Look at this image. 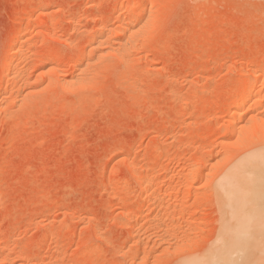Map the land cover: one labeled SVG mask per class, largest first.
<instances>
[{
    "label": "rangeland",
    "instance_id": "obj_1",
    "mask_svg": "<svg viewBox=\"0 0 264 264\" xmlns=\"http://www.w3.org/2000/svg\"><path fill=\"white\" fill-rule=\"evenodd\" d=\"M262 75L264 0H0V264H264L218 190Z\"/></svg>",
    "mask_w": 264,
    "mask_h": 264
},
{
    "label": "bare ground",
    "instance_id": "obj_2",
    "mask_svg": "<svg viewBox=\"0 0 264 264\" xmlns=\"http://www.w3.org/2000/svg\"><path fill=\"white\" fill-rule=\"evenodd\" d=\"M263 79L264 75L258 77L255 81L256 87H253L254 84H250L252 83L251 81L249 83L247 80H244V82L246 81L248 83L246 84L248 88L245 87V90L232 103L246 104L248 99L252 98L263 88ZM249 86L253 88H249ZM251 108L252 106L245 107L244 111L250 112ZM239 111H227L225 115L227 118L237 117L242 113ZM243 114L244 112L241 114L240 119L238 118L240 121H242L247 113ZM262 125L264 124L262 123ZM229 169L227 170L228 173L220 180L221 183H218V190L222 193L223 197L221 196V198L225 202L224 210H226V216L228 218V223L225 220H223L224 222L222 221L226 224L222 228V233L229 238L230 249L236 252H242L245 255L253 253L254 258H259L264 253V153H251L243 157L235 166ZM221 193L219 194L221 195ZM219 257L221 258L220 264H236L230 262L226 255L221 254ZM208 258L203 256V258L201 257V259L193 261L192 263L190 262L189 264H211L210 259L213 260L214 258ZM217 260L219 261V259Z\"/></svg>",
    "mask_w": 264,
    "mask_h": 264
}]
</instances>
